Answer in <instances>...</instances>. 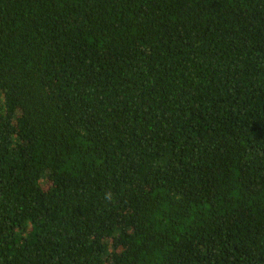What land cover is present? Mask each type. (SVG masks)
Returning a JSON list of instances; mask_svg holds the SVG:
<instances>
[{"label":"trees","instance_id":"1","mask_svg":"<svg viewBox=\"0 0 264 264\" xmlns=\"http://www.w3.org/2000/svg\"><path fill=\"white\" fill-rule=\"evenodd\" d=\"M0 264H264V0H0Z\"/></svg>","mask_w":264,"mask_h":264}]
</instances>
